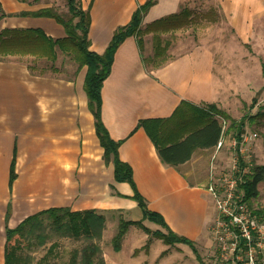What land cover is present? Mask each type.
<instances>
[{
  "label": "crops",
  "instance_id": "crops-1",
  "mask_svg": "<svg viewBox=\"0 0 264 264\" xmlns=\"http://www.w3.org/2000/svg\"><path fill=\"white\" fill-rule=\"evenodd\" d=\"M145 1L81 0L82 8L89 9L91 15L90 49L103 53L116 29L127 24ZM188 1L158 0L144 16L142 25L177 13L191 5ZM195 1L218 7L222 15L219 22H227L244 44L254 45V53L264 54V0ZM43 2L0 0V31L40 27L49 36H64V26L54 18L20 14L52 6ZM145 48L152 51L148 40ZM168 57L161 67L148 69L137 38L127 37L116 50L110 74L103 82L102 120L110 136L122 141L119 157L131 165L134 182L147 206L161 213L175 233L205 249L213 210L211 201L208 204L204 198L214 147L197 149L180 166L167 165L145 129L137 125L141 119L170 116L182 100L195 104L216 102V54L199 42L178 53L169 48ZM27 58L25 54L0 56V264L5 262L9 205L8 225L12 228L51 207L94 209L99 214L110 211L116 213V219L134 221L140 219L133 215L142 213L137 201L130 197L134 193L131 184L116 181L113 163L104 159L85 90L87 67L67 62V57L58 53L55 68L33 70ZM15 152L17 178L10 189ZM185 202H190L191 207L198 205L196 217L185 210ZM133 226L119 251L103 250L106 264L180 262L171 259L174 244H166L140 227L132 232L140 241L128 242L130 248L125 251ZM174 246L185 250L179 244ZM178 250L175 253L180 254Z\"/></svg>",
  "mask_w": 264,
  "mask_h": 264
},
{
  "label": "trees",
  "instance_id": "trees-1",
  "mask_svg": "<svg viewBox=\"0 0 264 264\" xmlns=\"http://www.w3.org/2000/svg\"><path fill=\"white\" fill-rule=\"evenodd\" d=\"M26 1V0H24ZM67 11L59 13L55 7L46 6L33 12L20 14L44 16L54 18L65 28V35L52 37L40 27L29 28H5L0 31V56L6 54H30L47 58L54 63L58 57V51L71 53L80 66L87 67L85 76V90L88 97V106L94 115L95 129L99 142L104 148V159L114 165V176L118 182L131 184L134 193L130 197L137 201L143 213V219H149L160 224L167 230L152 231L143 225L142 220H120L119 230L112 240L113 248L119 251L130 225H139L146 233L154 234L166 244L183 243L191 246L197 258L200 257L195 242L188 237L176 234L167 224L164 216L147 206L146 199L138 191L133 178L131 165L119 157V147L122 141L114 140L102 120V87L104 80L109 76L114 55L118 47L127 37L135 36L140 49L142 61L146 68H159L168 60V43L163 35L172 31L190 26L197 20L219 22L222 19L218 7L211 5L208 10L196 11L190 6H184L177 13L169 14L155 19L146 25H142L143 18L148 10L158 0H146L132 13L130 21L120 26L114 32L107 48L103 53H97L90 49L91 15L89 9L82 8L81 0H65ZM1 5V3H0ZM199 10V9H198ZM202 10V9H201ZM152 34V51L145 54L146 36ZM168 46V47H167ZM35 70L34 66H29ZM55 68V67H54ZM264 69V66H263ZM256 101V97L254 98ZM253 101V102H255ZM254 104V103H253ZM259 116L264 125V110L259 109L256 115H248L235 125L236 134L239 135L245 128L247 121H255ZM228 117L216 102H202L195 104L182 100L174 112L163 118L141 119L137 128L142 127L154 143L163 163L171 166H179L188 161L197 149L212 148L217 145L223 133L222 120ZM248 119V120H247ZM252 123V122H251ZM17 178L16 152L10 167V189ZM264 180V165H253L251 172L246 176V181L241 184L245 192V201L258 195V184ZM251 206V205H250ZM255 212L264 217V209H255ZM48 217L58 229L69 231L75 236L87 234L99 235L103 230L105 217L94 209L72 211L67 207H51L41 210L26 217L16 227H9L10 205L6 214V245L4 264H19V256L16 253L15 244L18 236L24 235L25 227L34 222H39L43 217ZM102 264H106L102 256ZM96 253V254H97ZM95 248L92 247L88 256L92 258ZM91 264V263H89Z\"/></svg>",
  "mask_w": 264,
  "mask_h": 264
},
{
  "label": "rangeland",
  "instance_id": "rangeland-1",
  "mask_svg": "<svg viewBox=\"0 0 264 264\" xmlns=\"http://www.w3.org/2000/svg\"><path fill=\"white\" fill-rule=\"evenodd\" d=\"M43 3H50L47 5L52 4L61 14L67 11L65 0H44ZM187 3L191 4L190 7L194 8L196 11L208 10L211 6L210 2L207 1L200 2L189 0ZM147 36L146 40L150 42L152 47V34L149 35V38ZM163 38L168 43L169 47H167L171 48L173 53L182 52L199 42L205 43L214 50L217 61L216 103L228 116L224 118L225 120L221 119L222 123L225 121V124H223L225 125L223 128L224 135L228 137L234 136L237 132L235 125L238 121L242 118L245 119L248 115H256L259 109L264 110V54L254 53L256 49L254 45L241 42L227 22L221 21L213 23L206 20H197L188 27L172 31L171 34L165 33ZM262 49L264 51V47H262ZM58 53L62 56H66L67 58H65V60L67 62L72 61L73 63H78L73 57V54L61 51H58ZM145 54H150L147 48H145ZM27 56L29 65L37 66L35 69L51 70L55 67V62L52 63L53 67H50L51 61L47 58L30 54H27ZM34 58H36V60ZM255 97L256 101L254 100ZM233 121L235 125L231 126ZM251 122H249V120L247 121L244 130L247 129L256 132L257 137L248 148L252 155L253 164L264 165V125L259 116L257 120ZM214 156L216 168L222 167L221 170H223L230 162L232 150L226 146L219 152H216ZM258 191V195L251 199L250 205L253 209H264V180L258 184ZM206 193L204 199H206V201L208 200V204L211 201L210 209L213 210V213H211L212 227L216 217V210L213 200L207 190ZM185 204V210L190 211L192 216L196 217L199 214L198 205L191 207L190 202H185ZM103 215L105 217V223L102 228L105 230H101L99 235L93 234L92 236L87 234L75 236L69 231L58 229L46 216L39 222L27 225L24 230V235L18 236V241L14 245L16 253L20 258L19 264H102L101 254L97 253V250L98 248L101 249L102 254L103 250H114L112 240L119 230L120 223V219H116L114 216L116 215L115 212L109 211ZM133 216H137L135 218L140 220L142 219L141 212L139 215ZM179 218L181 219V216ZM142 220L152 229H160L167 232L165 228L156 222L149 219ZM137 227L140 226L134 225L132 227L129 233V238H131V240L128 238L126 241L125 251L130 248L128 242L138 244L140 241V239L137 238L138 236L134 239L136 233H132L135 229L139 231ZM210 231L211 233L210 237L208 236V245L206 248L197 247L200 254L199 258L196 257L191 246L187 244L176 243L185 250H178L176 246H174L175 244L172 245V248H170V253L172 255L171 259L175 261L180 259V262H174L173 264H219L217 245L212 235V229H210ZM150 235L159 238L154 234ZM146 242L149 243L150 241L147 240ZM92 247L95 248V254L90 258L88 254ZM175 250H178L180 254L175 253Z\"/></svg>",
  "mask_w": 264,
  "mask_h": 264
},
{
  "label": "built area",
  "instance_id": "built-area-1",
  "mask_svg": "<svg viewBox=\"0 0 264 264\" xmlns=\"http://www.w3.org/2000/svg\"><path fill=\"white\" fill-rule=\"evenodd\" d=\"M256 137V132L247 129L228 137L223 129L215 146V153L226 146L232 150L225 169L216 170L211 164L206 184L216 210L211 229L219 264H264V217L245 201L241 187L254 165L248 146Z\"/></svg>",
  "mask_w": 264,
  "mask_h": 264
}]
</instances>
